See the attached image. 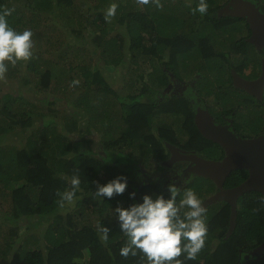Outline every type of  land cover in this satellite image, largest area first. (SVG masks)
I'll return each instance as SVG.
<instances>
[{
    "label": "trees",
    "instance_id": "obj_1",
    "mask_svg": "<svg viewBox=\"0 0 264 264\" xmlns=\"http://www.w3.org/2000/svg\"><path fill=\"white\" fill-rule=\"evenodd\" d=\"M15 1L19 0H0V14L10 13L6 19L17 32L39 29L42 23L50 19L38 13L40 11L51 13L54 3L56 6L65 5L67 8L74 3V0H21L26 2L25 5L14 6ZM179 1H154L160 7L155 13L152 12L151 3H147L146 10L134 11L115 24H112L109 18L106 20V15L102 13L93 17L90 22L92 30L103 34L96 39L101 50V52L96 50V53L100 54L101 65H95L97 66L95 69L92 64H77L74 68V64H58V59H47L40 53L32 55L28 62L19 61L15 66L8 65L7 72L0 77V264H148L146 257L139 251L136 256L129 255L127 258L120 255V249L125 246L127 237L120 231L114 209L117 206L128 207L134 202H140L145 194H153L155 198V194H160L158 191L161 187L153 181L139 188L141 183L136 181L135 200L129 198V193L132 191L127 189L123 195L101 201L94 195L96 182L104 184L115 178L106 173L104 167L111 153L123 156V149H135L133 147H136L137 143L141 142L145 148L161 152L152 154L150 160L165 159L163 138L157 140L163 134L150 135L151 130L147 129L149 122H152L153 116L159 111L170 115L168 120H172L171 124H165L166 135L163 136L165 140L171 142L168 136L172 133L170 131H174L172 134H181L184 129L190 131L192 138L195 135L201 137L194 123V112L190 102L187 99L166 98L160 103L156 99L158 90L167 84L164 80L166 77L164 72L161 71L160 74L155 72L156 75L148 76L137 75L138 79L134 83L138 91L134 95L126 96L130 103L122 108L126 114L125 129L117 124L114 128L122 134L119 133L114 139L113 137L107 139L104 133L106 125L102 126L103 147H97L89 138V135L93 134L94 130L91 129L93 126L90 125V121L86 126V121L82 120L84 116L87 117L86 112L78 113L77 117L80 115V119L75 118L76 111L73 117L71 113L68 115L64 113L63 120L61 119L63 122H59L56 115H60L61 112L53 108L59 98L42 99L35 96L38 99L30 100L24 92L35 79H38L35 83L39 91L45 92V89L51 87L55 75L58 77L57 86L68 82L76 87L79 80L74 78V70L80 68L84 71L83 75L88 83H84L80 88H74L78 93L75 96H81L79 98L82 99L84 95L86 102L90 100V95L110 93L114 97H120L109 84L108 77L103 72L106 66L102 64H114L115 67L124 64L125 68H129L131 64H125L129 53L135 62L147 58L152 62L155 57L160 60L168 58L171 52L176 55L178 47L186 42L193 47V38L187 36L189 31L186 32L187 34L181 33L182 35L172 38L164 35L159 29L158 22L170 19L171 4ZM207 3L208 11L204 17L192 20L184 13H179L175 15V19L179 24L185 22L184 29L189 26V35L197 33L199 50L205 58H210L213 53L212 50L206 49L205 44L208 41L206 42V37H202L205 30L200 27L212 23V27L216 29L213 31L218 32L224 26L219 25L218 20L211 16L216 11L213 0H207ZM197 4L195 3L194 7ZM166 8L169 9L168 12ZM180 9L185 11L190 8L187 5ZM16 13L20 16L15 17ZM108 28L110 32L119 29V33L109 38ZM169 45L173 48L169 54H166L165 46ZM218 56L224 57L225 54L220 52ZM165 63L167 62L163 64ZM135 65L140 68L139 64ZM67 67L69 68L65 69ZM10 80H13L18 88L3 92V85H7ZM138 84L140 85L137 86ZM61 90L65 92L69 89L65 87ZM144 96L148 98L147 101L142 100ZM46 105L50 109V115L44 113L42 116L37 109L39 107L41 110L45 109ZM46 116L50 119L47 124ZM39 117L41 122L35 126ZM51 129H58L59 136L65 137L64 142L59 139L60 137H56ZM17 135H25L23 138L25 143L22 146H18L15 140ZM156 142L160 143V147ZM25 145L26 148H22ZM139 164L151 170V162L150 166H147L135 161L131 163L129 169L121 171L122 175L130 179L131 166ZM74 175L79 176L81 183L73 202L68 203L62 201L61 196L72 190L70 178ZM7 204L9 207L6 206ZM230 215V207L226 205L208 218L205 247L197 258L188 260L182 255L178 259H181L183 264H234L238 261L241 250H253L264 241L262 194L253 192L240 199L237 227L227 239ZM98 221L111 229L107 242L101 239L97 227ZM42 225L44 226L41 237L44 240L43 244L40 243L38 233ZM3 228L6 230L4 231ZM255 263L264 264V257L262 261Z\"/></svg>",
    "mask_w": 264,
    "mask_h": 264
},
{
    "label": "rangeland",
    "instance_id": "obj_2",
    "mask_svg": "<svg viewBox=\"0 0 264 264\" xmlns=\"http://www.w3.org/2000/svg\"><path fill=\"white\" fill-rule=\"evenodd\" d=\"M154 1L156 2L157 0ZM154 1L149 0L148 2L151 3V5L153 6V13L157 12V10H159L160 8L158 4H156ZM226 1L228 0H213V5L220 6ZM258 2H260L262 10L264 11V0H258ZM25 3L26 2H23L21 0L13 2L14 6L20 4L21 6H23L25 5ZM195 3H199V0H180L178 3H172L171 14L173 18L170 14V19L167 18V20L158 22L159 29L162 30V33L172 38L178 35L187 34L186 32L188 31L190 33L189 26L184 29L185 22L179 24L175 19V15L179 13H184L187 18H192V20H194L195 18L200 19L204 17L205 15H201L199 12H197V15L196 13L195 15L193 14L192 10L195 9ZM112 4L117 5L115 15L109 18L112 21V24H115L121 18H127L129 14L134 11L146 10L147 7L146 4L141 3L140 0H74V3L72 6H70V8H67V6L65 5L56 6L54 3L53 10L51 13H46L44 11H40L38 13V15H45L50 20L42 23L39 29H26L30 30L33 33L32 55L34 56L40 53L44 58L58 59V64H74L73 68L77 64H92L93 68L95 69V67H97L95 65H101V62L99 61L100 54L96 53V50H98V52H101V50L98 46V41L96 39H98L103 34H101L102 32L99 31L94 32L92 30V27L90 26V22L92 21V18L99 13L106 15L107 9ZM187 5L190 8L189 10L185 9V11H183V9H180V7H186ZM165 10L168 12L169 9L166 8ZM20 13L22 14V12ZM14 16L19 17L20 14L16 13V15ZM231 22L232 27L229 28L230 31L228 40L226 41V43H224V46L225 48H227L228 44H231V46L233 47H236L238 45L237 47L245 51V55L243 54V56H241L243 60H238L236 64H234L233 68L237 69L240 75H246L249 74L253 66L254 68H256L257 64H259L258 62L260 61H257V58L260 57V53L251 46H247L244 43L240 42L237 43V41L241 39V36L247 33V30L244 31V28L238 20L232 19ZM206 26H208V28H206ZM200 28L205 30V34H203L202 37H208L207 34H210L212 32V28L209 24H203ZM109 30L110 28H108V31ZM117 33H119V29H113L111 32L109 31V33H107V37L110 36L109 38H111L112 36H116ZM189 33L187 34L188 37L190 36V38L193 39L197 37L194 34L189 35ZM124 35L126 36V32H124ZM217 38L218 35L215 36L213 34V36H211V47L212 45H218ZM163 48L164 46L161 47V49ZM170 48L173 47L170 45L165 46L166 54L170 53ZM180 48L182 49L179 51ZM224 51L226 52L227 49H225ZM61 52L63 54H61ZM127 56V63L125 64H131L129 68H125L124 64H121L118 67H115L114 64H102L106 66L103 69V72L106 73V76L108 77V82L111 85L112 89L118 93V96H120L118 98L114 97L110 93L90 95V100L86 102L83 98L84 95H82V99L79 98L81 96H75L78 95V93L74 90V88H80L84 83H88L87 80L84 78V71H82L80 68H75L74 70V78H78L79 80V83L76 85V87L74 84L68 82L62 86L61 84L57 86L58 77H56L55 75L53 77L54 79L51 87L49 89H45V92L39 91L35 83V81H38V79H35V81L33 80L34 82L31 85L25 88L24 93L26 97L30 100L31 98L38 99L35 96H39L42 99H45L47 97H49L48 99H54L55 97L59 98V101L53 107L54 109H57L61 112L60 115H56V117L59 118V122H63L61 121V119L63 120L62 116L64 115V113L68 115V113L73 114V112L76 111L75 118L80 119V115L79 117H77L78 113L86 112L87 117L84 116L82 118L83 122L86 121L87 126L88 122L90 121V125L94 127H91L92 131H94L93 134L89 135V138L94 146L103 147V144H101V133L103 132L104 128H102V126L106 125L104 133L107 135V139H109L110 137H113L114 139L116 136L119 135V133L122 134L119 130H116V128H114V126H116L117 124L121 125L123 129H125L124 122H126V114L122 108L123 106L130 103V100L126 98V96L134 95V93H137L138 91L135 88L136 83H134L138 79L137 75H156L155 72L160 74L161 71L164 72L163 67H165V69L173 71L175 73V76L179 79H188L190 77L199 78V76L202 77V79L198 80L196 86L188 83V85L180 87V90L178 91V94L184 95L189 102L195 103L196 107L198 105H202L201 103H205L206 106H208L212 110L213 114H215V117H218V115L225 113L228 110L238 109L242 107V111H239V115L243 120H245L247 124L243 127L245 136L251 135V137H254L259 134L263 129L264 105H259L257 101L253 100L247 94L234 89L229 77H226L223 81H221V84L219 83V90H217L216 88V81H218L219 74L225 71H229V69H231L232 67V62L228 59V54H225L226 57H223L227 61V65H225L224 62L216 63L209 58H205L199 49H197L196 47H191L190 43L186 42L184 45L178 47V53L176 55L174 52H171L168 55V58L166 57L167 59L164 58L163 60H160L159 58L155 57L153 58L152 62L150 58L135 62L131 59L132 55H130V53ZM164 62L167 63L163 64ZM135 64H139L140 68H138V66H136ZM215 64L220 65L216 66ZM68 68L69 67L65 69ZM163 74H165V72ZM164 80L165 83H167V77H164ZM90 81L92 82V80ZM14 83L15 82L13 80H10L7 85L4 84L3 92L15 90V88H18V86H15L17 84ZM139 85L140 84H138L137 86ZM65 87H68L69 90L64 92L61 89ZM147 99L148 98L144 96L142 100L147 101ZM73 101L76 103H74ZM248 102H252L251 105L253 106H246V103ZM37 105L40 106L39 102H37ZM217 105L219 106V111L216 110L218 108ZM37 110L41 112L42 116L44 115V113H46L47 116L50 115V109L48 108V106L42 110L39 107ZM47 116L45 117L46 124L50 120ZM169 116L170 115L164 114L163 112L159 111L155 116H153L152 122H149L147 127V129L149 128V130H151L150 135L155 134L157 136L159 133L160 135L163 134L157 139L160 141L163 138L162 143L164 142L163 140L166 139L164 138V135H166L165 124H171L172 121L168 120ZM40 122L41 119L39 117L35 126L39 125ZM45 128L48 129L50 127ZM51 130H53V132L55 133L54 135L56 137H60V132L58 131V129ZM170 132L173 133L174 131ZM172 133H169L168 136L172 137V140L177 144L179 143L180 146L187 147V144L189 143L192 144L195 149L202 150L204 154H206L207 150L211 147V144L206 143L204 141H196L194 143L191 142L189 137L190 131L187 129H184V132H181V134L185 138H179L180 140H178L176 137L178 133ZM24 137L25 135H17L15 137L18 146H22V141ZM64 138L65 137H60L59 139L64 142ZM84 144L85 141L83 142V145ZM156 144H158L160 147V143L156 142ZM149 147L151 148L152 146L150 145ZM133 148L135 149H123V156L118 155L117 153H111L109 155L108 161H106L104 165V167L106 168V173L114 177L120 176L122 175L121 171L125 168V164L127 165V169H129L131 163L135 161L150 166V157H152L151 155H154L157 152L161 153L159 150L157 151L156 149L145 148L143 145H141V142L137 143L136 147ZM88 152L89 151H87V154H89ZM129 153H132L133 155ZM129 174L131 175L130 179H134L133 182L139 180L140 178L137 177L135 179L133 174H131L130 172ZM155 181L156 184L161 187H159L160 191L158 192H160V194L165 195L166 197L169 195L167 190L168 185L170 183L176 185V183L170 179L166 181L156 179ZM194 181V184L192 183L191 185H188L181 189L179 188V186L176 185L180 189V196L177 197L178 202L182 198L183 192L188 189L195 191L197 196L201 199L202 204L206 200V198L209 197L210 194L215 191L213 183L209 180L198 178ZM146 182L147 181L140 179L142 187L146 185ZM148 183L151 184V182ZM128 188L132 191H137V189L135 188V184L133 183L128 185ZM161 189L163 191H161ZM149 192H151V189ZM6 206L9 207L8 204ZM224 206V204H215L209 207V209L206 210V220L211 216L215 215L220 210H222ZM43 228L44 226L42 225V227L40 226V230L38 229L41 244L44 243V240L41 239L43 234ZM3 230L5 231L6 228H3ZM251 264L257 263L253 262Z\"/></svg>",
    "mask_w": 264,
    "mask_h": 264
},
{
    "label": "clouds",
    "instance_id": "obj_3",
    "mask_svg": "<svg viewBox=\"0 0 264 264\" xmlns=\"http://www.w3.org/2000/svg\"><path fill=\"white\" fill-rule=\"evenodd\" d=\"M147 4L149 0H140ZM117 5L112 4L107 9L106 20L116 13ZM193 14L204 15L208 11L207 0H199ZM10 13L0 14V77L8 70V65H16L19 61H28L32 57L33 33L30 30L17 32L6 19ZM73 83H77L73 81ZM25 142L23 141L22 144ZM27 145L22 148H26ZM80 178L74 175L70 178L71 191L62 194V201L72 203L80 186ZM95 197L101 201L105 198L123 195L128 189L126 176H117L107 183L96 182ZM169 195L145 194L140 202L128 207L117 206L114 211L120 231L127 237L125 246L120 249V255L127 258L142 253L148 264H183L181 259L195 260L205 247L208 236L206 209L195 191L188 189L180 196V189L175 184L168 185ZM129 198L135 200L136 192H130ZM101 239H109L111 229L97 222Z\"/></svg>",
    "mask_w": 264,
    "mask_h": 264
},
{
    "label": "flooded vegetation",
    "instance_id": "obj_4",
    "mask_svg": "<svg viewBox=\"0 0 264 264\" xmlns=\"http://www.w3.org/2000/svg\"><path fill=\"white\" fill-rule=\"evenodd\" d=\"M244 2H250L255 4L257 7H259L260 12L262 15H264V11L262 10L261 4L260 2H258V0H228L226 1L224 4L220 5V6H216V11L214 13L211 14V16L218 20L219 25L224 26L222 29H219L220 31L215 32L213 31L216 30L214 27H212V23H208L210 25V27L212 28V32L210 34H207L208 37H206V49H210L212 50L213 55L215 56H210L209 59H211L212 61L216 62V63H221L224 62L225 65H227V61L221 57L218 56L219 53H224V54H228L229 55V60L232 62V67L231 69H229V71H225L221 74H219V78L218 81H216V88L217 90L220 89V84L221 81H223L226 77H229V79L231 80L232 86L234 89L241 91L242 93L247 94L249 97H251L253 100L257 101L259 105H264V41H259L256 44L255 42H253L252 40L255 38L254 37V32L251 29V25L248 22V20L246 18L239 16H231L229 14V12L226 10L227 7L230 8H237V7H241V5H244ZM241 9V8H238ZM232 19H236L239 21V23L242 25V27L244 28V31L247 30V33L241 36V39L237 41V43H244L247 46H251L252 48H254L256 51H258L260 53V57L257 58V61L259 60L260 62H258L259 64H257L256 68H254V66L252 67L251 71L249 72V74L246 75H240V73L237 71V69L233 68L234 64H236V62L238 60H243V58L241 56H243V54L245 53V51H243L241 48L239 47H233L231 46V44H228V47L225 48L224 43H226V41L228 40V36H229V31L232 27ZM231 23V24H230ZM218 25V24H217ZM197 33H195L194 35H196ZM213 34L216 36L218 35L217 38V42L218 45L211 47L210 45V39L211 36H213ZM195 41V42H194ZM193 42V47L198 48V42H197V38L192 40ZM223 44V45H222ZM221 45V46H220ZM236 48V51H235ZM227 49V51L225 52L224 50ZM169 51H172V48H170ZM245 55V54H244ZM226 57V56H225ZM233 60V61H232ZM216 66H219L220 64H215ZM163 71L165 72V75L167 77V84L164 87H161L158 90V96L156 99H158V101L160 103H163L165 101V99L169 98V99H187L184 95L182 94H178V91L180 90V87H184V85H188L192 84L194 86H196L198 80L202 79L201 76H199V78L196 77H190L188 79H179L175 76V73L173 71H170L169 69H165V67H163ZM172 72V73H171ZM172 78V79H171ZM239 80L242 82H248L249 84V90L247 91L246 89H242L236 86L235 81ZM220 83V84H219ZM182 89V88H181ZM193 112H194V123L196 125V128L199 132V129L197 127V119L199 122V125L202 127V129H204L205 131H208V129L213 126V127H217L219 130L220 129H227L229 134H233L236 138H242V139H246V140H251V139H256L259 137H264V127L261 130V132L259 134H257L254 137H251V135H246L244 134L243 131V127L246 126V122L245 120H243L240 115H239V111H242V107L238 108V109H233V110H228L225 113H222L220 115H218V117H215V114H213L212 110L206 106L205 103H201L202 105H198L196 107L195 103L190 102ZM204 104V105H203ZM252 102H248L246 103V106H253L251 105ZM217 109L216 110H220L219 106L217 105ZM205 112H203V111ZM264 119V116H263ZM213 124V125H212ZM209 127V128H208ZM225 134H228L227 131H224ZM201 137H197V135H195L193 138L191 137L190 134V140L191 142H206L211 144L210 149L207 150L206 154H204V152L202 150H198L195 149V147L192 144H187V147L185 146H180L179 143L177 144L176 142H174L172 139V137H170L171 142L167 141V140H163V144L164 146V150L166 151V157L163 160L160 161H156V159H152L150 162L151 164V170L143 167V165H137V166H131V174L134 175L135 179L137 178V175H139L141 177V179L147 181V185L149 184L148 182H153L156 179H159L161 181H166V180H172L176 183L177 186H179V188H184L186 187L188 184H191V182H193L194 180H197L198 178L200 179H205L202 177H196V175L193 173V169L196 167V163L192 164L193 162L190 161H186L183 159V157L185 156H196L199 157L201 159H203L206 162H222L227 158V152L224 151V149L221 147V145H219L218 143H215L211 140L206 139L203 134H201L199 132ZM160 133L157 135L159 136ZM248 136V137H247ZM178 140H180L179 138H185L182 134H178V136H176ZM172 145L173 147H175L176 149L174 152H170L167 148V145ZM214 149V150H213ZM127 169V165L125 164V168ZM123 169V170H124ZM129 177H131V175L129 174ZM249 178V172L247 170H237V171H232L230 173L229 176H227V179L225 180L224 184H223V190L224 191H230L233 189L238 188L240 185H242L245 181H247ZM134 180V179H133ZM133 180L128 179V185L130 184H135V187H137V183H140V179L136 180L133 182ZM205 180H209V179H205ZM210 182H212L211 180H209ZM215 188V191L213 193L210 194L209 197H211L214 194H217L220 192L218 186L212 182ZM142 187V184L139 188ZM129 190V188H128ZM130 191H132L130 189ZM133 192V191H132ZM254 193L257 191H253ZM253 192H249L247 194H253ZM260 193V192H258ZM262 194V193H260ZM246 195V194H245ZM263 195V194H262ZM207 197L206 200L209 198ZM242 198V197H241ZM240 198V199H241ZM264 198V196H263ZM240 199L238 200V208H239V203H240ZM217 204H224L225 206L228 205L230 207L231 210V206L227 203V202H219ZM262 245H264V241H262V243L257 246L256 248H254L253 250L250 251H243L241 250V252L239 253V257H238V261L236 262V264H248L250 262H255V261H262L264 254L260 256V259H258L257 257H253L252 252L259 249ZM252 254V256L246 260V256ZM245 261V263H244Z\"/></svg>",
    "mask_w": 264,
    "mask_h": 264
},
{
    "label": "water",
    "instance_id": "obj_5",
    "mask_svg": "<svg viewBox=\"0 0 264 264\" xmlns=\"http://www.w3.org/2000/svg\"><path fill=\"white\" fill-rule=\"evenodd\" d=\"M241 8V9H238ZM226 10L231 16H241L246 18L251 25L254 32V39L256 44L259 41H264V15L261 14L259 7L250 2H244V5L237 8L227 7ZM235 84L237 87L249 90L248 82H242L236 79ZM203 111V110H202ZM204 112V111H203ZM205 113V112H204ZM197 127L203 136L215 143L221 145L224 151L227 152V158L222 162H206L196 156H185L184 160L196 163L193 173L196 177H202L214 182L220 192L212 195L203 202L204 208L207 210L209 207L219 203L227 202L231 206L230 226L226 237L229 238L237 227L238 218V200L245 194L257 191L264 196V137L246 140L236 138L233 134H229L227 129H218L216 126H211L208 131L202 129L197 119ZM213 125V124H212ZM227 131L228 134H225ZM170 152L176 148L172 145H167ZM247 170L249 178L238 188L224 191L223 184L232 171ZM253 257L260 259L264 254V245L259 249L252 252ZM252 254L246 256L248 260Z\"/></svg>",
    "mask_w": 264,
    "mask_h": 264
},
{
    "label": "crops",
    "instance_id": "obj_6",
    "mask_svg": "<svg viewBox=\"0 0 264 264\" xmlns=\"http://www.w3.org/2000/svg\"><path fill=\"white\" fill-rule=\"evenodd\" d=\"M74 113V112H73ZM72 114V113H71ZM72 117H73V114H72Z\"/></svg>",
    "mask_w": 264,
    "mask_h": 264
}]
</instances>
